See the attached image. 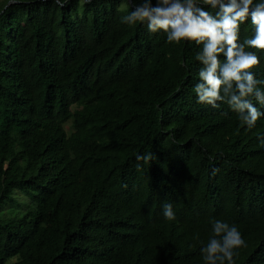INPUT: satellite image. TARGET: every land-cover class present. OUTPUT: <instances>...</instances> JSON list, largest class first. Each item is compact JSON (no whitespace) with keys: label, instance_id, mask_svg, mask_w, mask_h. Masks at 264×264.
<instances>
[{"label":"trees","instance_id":"trees-1","mask_svg":"<svg viewBox=\"0 0 264 264\" xmlns=\"http://www.w3.org/2000/svg\"><path fill=\"white\" fill-rule=\"evenodd\" d=\"M141 2L0 0V264H206L215 220L264 264V117L197 103L200 49L122 22Z\"/></svg>","mask_w":264,"mask_h":264},{"label":"clouds","instance_id":"clouds-1","mask_svg":"<svg viewBox=\"0 0 264 264\" xmlns=\"http://www.w3.org/2000/svg\"><path fill=\"white\" fill-rule=\"evenodd\" d=\"M122 22L146 24L150 34L163 33L168 44L194 43L200 49L195 57L202 65L194 88L197 103L212 108L226 103L249 131L264 117V111L253 103L255 99L264 107V91L259 87L264 86V79H257L254 71L261 61L255 51H246L264 53V0H156L155 4L142 0L122 17ZM248 22L253 35L240 42L241 25ZM71 122L75 118L67 122V130ZM257 139L264 144V136ZM141 159L149 157H137ZM140 167L137 163V170ZM164 217L175 219L171 204L164 205ZM212 232L207 245L201 248L206 264H235V250L246 246L238 228L215 220Z\"/></svg>","mask_w":264,"mask_h":264},{"label":"rangeland","instance_id":"rangeland-1","mask_svg":"<svg viewBox=\"0 0 264 264\" xmlns=\"http://www.w3.org/2000/svg\"><path fill=\"white\" fill-rule=\"evenodd\" d=\"M66 128H68V126H67ZM12 209H14V207H8L7 210H2V211L0 212V215L4 216V215H6V214H8V213H10V212H13Z\"/></svg>","mask_w":264,"mask_h":264},{"label":"water","instance_id":"water-1","mask_svg":"<svg viewBox=\"0 0 264 264\" xmlns=\"http://www.w3.org/2000/svg\"><path fill=\"white\" fill-rule=\"evenodd\" d=\"M129 2H130V0H129Z\"/></svg>","mask_w":264,"mask_h":264}]
</instances>
